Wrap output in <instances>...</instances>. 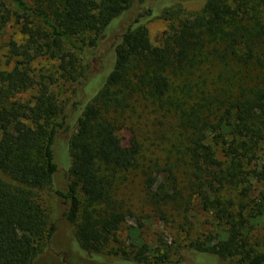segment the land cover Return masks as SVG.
I'll return each mask as SVG.
<instances>
[{
	"label": "trees",
	"instance_id": "obj_1",
	"mask_svg": "<svg viewBox=\"0 0 264 264\" xmlns=\"http://www.w3.org/2000/svg\"><path fill=\"white\" fill-rule=\"evenodd\" d=\"M49 1L0 0V38L12 21L22 35L0 56V264H33L52 241L44 188L96 262L179 264L190 249L264 264V234L254 233L264 226V0H203L193 11L191 0ZM154 17L169 21L159 44ZM43 56L55 64L37 71ZM29 88L32 99L18 97ZM138 169L162 219H189L199 205L221 228L178 244L177 258L171 244H124Z\"/></svg>",
	"mask_w": 264,
	"mask_h": 264
},
{
	"label": "rangeland",
	"instance_id": "obj_2",
	"mask_svg": "<svg viewBox=\"0 0 264 264\" xmlns=\"http://www.w3.org/2000/svg\"><path fill=\"white\" fill-rule=\"evenodd\" d=\"M34 4H41L45 7L50 5L49 0H29ZM203 4V0H191L185 2L184 8L186 11H193L199 9ZM150 30V37L154 44H159L161 41L162 33L169 26V21L165 18L154 17L148 21ZM3 30L4 33L0 38V56L4 59L3 54L8 52L6 41L8 38L13 37L21 41L22 35L18 31L19 28L15 21L10 22ZM55 60L43 56L33 62V66L37 71L41 69L48 71L53 68ZM62 97L69 94V91L64 87H53ZM37 93V88H29L18 94V97L23 100L32 99ZM65 142V143H64ZM66 137L64 134H60L58 142L56 144L57 149V160L59 165L58 174L56 175V183L65 189L68 173L65 170L69 164L68 156H62L63 149L66 144ZM150 152V151H147ZM258 161L264 163V142L262 149L259 152ZM129 179L126 197L130 198L132 202L131 210L134 212L131 216L129 215L125 222L122 224L118 231L119 238L124 241V244H131V242H149L152 245H158L166 243L173 245L172 257L177 258L178 253H175L174 248L182 243L189 242L196 238L203 240L206 239L209 234H215L221 227L218 221L213 216L212 212L206 211L201 207L191 209L187 212L189 219L179 216H174L172 220L166 221L156 213L154 206L145 201L147 194H144L143 183L140 170L136 172V176ZM259 185L255 191H259ZM129 191V192H128ZM39 196L43 204L48 208V212L53 220L57 223V231L52 238V241L44 249V251L35 259L33 264H131L127 260H118L112 256H104V261L96 262L94 257L89 256L87 253L82 251L76 244L74 239V227L69 223L64 215V205L61 199L53 190L44 188L38 191ZM129 193V194H128ZM254 193V194H255ZM124 196V195H123ZM124 196V197H125ZM126 202V203H125ZM125 207L127 201H124ZM185 221V222H183ZM259 230H255V238L260 239L264 234L263 222L259 225ZM174 251V252H173ZM184 257L179 264H241L238 262V258L222 259L215 255L196 253L190 249H185ZM92 257V258H91ZM136 264V263H134Z\"/></svg>",
	"mask_w": 264,
	"mask_h": 264
}]
</instances>
